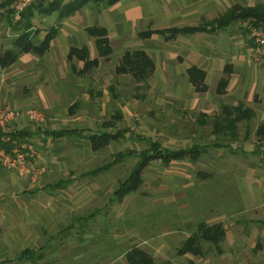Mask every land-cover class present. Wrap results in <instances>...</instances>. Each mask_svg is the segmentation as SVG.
Returning <instances> with one entry per match:
<instances>
[{
  "label": "crops",
  "instance_id": "0c3cea01",
  "mask_svg": "<svg viewBox=\"0 0 264 264\" xmlns=\"http://www.w3.org/2000/svg\"><path fill=\"white\" fill-rule=\"evenodd\" d=\"M218 5V0H124L109 7L88 3L61 19L54 12L56 20L47 19L53 13L44 15L34 12L29 27L23 29L12 22L9 0H0V53L13 49L15 39L22 32H30L33 43L37 44L51 27L56 29L43 55L20 53L12 64L0 67V103L51 112V117L48 116V120L45 118V123L66 109L73 112L77 102L73 98L66 99L68 97H89L90 104L97 106V97L106 95L108 91L113 92L110 81L114 76H120L114 73V66L125 50L140 49L151 57L155 65L153 73L157 78L154 86L157 81H164L168 94L176 99L170 107L173 128L171 149L197 150L193 161L188 158L172 160L166 166L159 160L151 161L158 162L164 173L170 174L169 202L173 211L168 218L162 213L163 217L158 223L160 226L167 224L179 234V241L196 232L201 223H221L226 236L229 229H238L243 223H258L257 218L239 220L242 215L264 216V164L257 150V143L262 137L258 127L264 125V51L261 53L246 35H231L227 27L177 34L169 40L156 33L147 38L138 36L139 32L145 30L182 28L209 22L230 6L220 8ZM40 19L41 23L47 25L38 29L35 22ZM93 25L106 30L112 49L107 58L97 57L93 38L85 32V27ZM82 46L86 47L88 58H97L98 64L79 73L83 62L67 59V53L70 47ZM115 53L114 61L112 56ZM190 66L204 71L205 91H195L188 82L186 69ZM225 66L228 67V75L223 71ZM225 77L227 84L223 92L217 93V82ZM208 80L213 83L212 89L208 86ZM66 100L71 102L68 108ZM235 107L250 112V116L236 122L235 130L229 133L224 111ZM120 120L122 113L117 109L103 118L97 129L66 127L56 130L48 128V123L44 128L31 126L25 129L32 135L31 138L40 136L44 149L47 139L56 142L61 138L83 139L91 149L85 138L89 133L127 130L121 138L106 146L129 138L131 133L128 128L109 130ZM217 120L218 133L214 131ZM58 132L63 134L55 136L54 133ZM49 164L35 181L21 179L13 172L0 169V179L4 175L10 180L9 184L0 183L1 196L7 193L4 196L7 199H0V264H59L62 241L75 226L78 228L76 239L80 240V244L73 248L84 247L81 244L83 240L88 242L86 251L78 250L70 255L71 264L83 263V257H87L86 264H114L120 256H123L125 264L124 255L132 247H140L160 264L156 259L157 254L162 255L175 247L161 233L151 238V245L150 240L134 237L130 233L115 235L112 231L102 234L103 227L98 232L95 223L97 216L100 215L109 226L110 209L117 199L113 194L114 187L110 197L101 201L104 210L100 213L96 199L99 194L97 181L93 177L107 172L110 162L104 164V168V165L97 166L78 175H74L73 169L64 170L54 163ZM59 174L68 177L63 178L65 175L60 177ZM84 176L89 178L76 182ZM87 206L91 209H86ZM139 206L134 210H138ZM157 214L153 212V216ZM8 217L14 221L4 236L1 225ZM92 224L94 228H91ZM96 231L100 233L99 239L92 241L95 240ZM206 246V255L225 253L221 243V251ZM180 256L190 261L195 257L190 253Z\"/></svg>",
  "mask_w": 264,
  "mask_h": 264
},
{
  "label": "rangeland",
  "instance_id": "374dc122",
  "mask_svg": "<svg viewBox=\"0 0 264 264\" xmlns=\"http://www.w3.org/2000/svg\"><path fill=\"white\" fill-rule=\"evenodd\" d=\"M264 3L263 0H218V6L223 8L232 3H239L242 5L255 4L258 2ZM11 5V3H10ZM48 20H56V14L53 13ZM13 22V21H12ZM18 23V21L14 22ZM38 29L42 28L46 23H41L40 21L35 22ZM244 26L242 23H234L227 27L231 35H239L245 37ZM115 54L112 58L115 61ZM150 79V80H149ZM146 83L135 84L134 81L128 75L114 76L113 80L110 81L113 85V92L108 91L106 95L102 97H97V106L95 104H90L89 97L85 96H73L66 99L73 98L77 102V106L73 108L72 113H68L67 109L61 115L54 116L55 119L49 120L48 128L63 129V128H83L89 127L91 129H97L98 124L103 118L108 117L115 110L120 109L122 113V120L117 121L115 126L109 128V130H118L123 128H128L131 134L124 139L112 142L110 145L100 149L99 151H92L88 148L87 143L83 139H68L61 138L58 141H53L47 139L46 148L41 146L40 136L30 138L32 142L38 149L39 162L40 164L46 166V164H53L61 169H73L74 175H78L85 171L94 169L97 166L104 165L108 162L111 165L107 172L98 173L93 178H96L98 187V211L100 213L104 210V205L101 206L103 200L110 197V194L114 187L124 179L137 161V156L134 154H126L124 159L120 161H115V154L118 151L127 153L131 151L132 153H137L139 150L146 147L145 138H151L158 140L163 146L171 149L172 144L170 143V135L173 132L171 126V113L170 107L176 102L175 97L168 94L169 90L165 89L164 81H157L156 85V75L152 74ZM67 82L70 80H66ZM208 86L212 89L213 83L208 80ZM184 98V97H180ZM67 101L66 107L71 104ZM180 102V101H179ZM4 103V102H3ZM31 103V102H29ZM7 104L0 103V106ZM10 106V105H8ZM12 107L20 108L16 105ZM51 112H45V118L51 117ZM48 120V119H47ZM45 120L43 123H28L23 122L17 125V128L25 129L26 127L33 128H44L47 124ZM85 132H83L84 134ZM263 140V139H261ZM160 144V145H161ZM261 145L260 141L257 143V150ZM49 164V165H50ZM65 174H59L61 177ZM169 172L164 173L163 169L160 167L158 162L149 163L142 173V186L137 192L132 193L121 200L113 201V207L110 209V216L108 220V225L104 220L99 217L96 220V229L102 230L100 233L105 232L118 234H133L134 237L139 236L140 239L150 240V244H153L152 237H156L160 233L165 235L172 243L174 248L171 247L169 250L164 252L162 255L156 256L157 261L160 264H264V216H253V215H242L239 220L244 221L246 218H257L258 223H243L239 225L238 229H229L226 236L220 242L221 247L224 250L223 255H216L215 253H210L209 255L203 257H194V260H188L183 256L175 254V249L178 248L183 241H181L179 234L172 231L167 224L160 226L158 223L161 219L162 213L167 215V218L171 216L172 206H170V193H169ZM67 178L68 176H62ZM88 176L80 177L76 182H81L88 179ZM1 185L9 184L10 180L2 175L0 179ZM84 183V182H82ZM92 185V184H91ZM3 192H0V199H7L5 193L1 196ZM163 201H166L165 203ZM140 204V206H139ZM139 206L138 210H134L135 207ZM86 209H91L87 206ZM153 212L157 214L156 217L153 216ZM10 217H8V220ZM163 219V218H162ZM238 219V218H237ZM5 218L2 221V235L8 233V227L14 220L9 221ZM111 223V224H109ZM167 225V226H165ZM95 226L92 224L91 228ZM107 228V229H106ZM162 230V231H161ZM55 232V230H53ZM52 231V233H53ZM83 231V229H82ZM81 231V232H82ZM95 232V240H98V233ZM81 234V233H80ZM110 233H108L109 235ZM78 235V228L69 230L64 241H62L61 249V260L59 264H71L70 255L74 252L86 251V240H83L81 244L85 245L81 248H73L80 244V240L76 239ZM130 237V235H129ZM139 239V238H137ZM55 243H53L54 245ZM52 245V244H51ZM207 245V244H205ZM79 250V251H78ZM57 255V254H56ZM55 255V256H56ZM8 254V258H10ZM63 257V258H62ZM87 258V257H86ZM83 257L82 262L86 260ZM117 258V257H115ZM81 262V261H80ZM81 264H86V263ZM114 264H123V256L118 257Z\"/></svg>",
  "mask_w": 264,
  "mask_h": 264
},
{
  "label": "trees",
  "instance_id": "16d2710c",
  "mask_svg": "<svg viewBox=\"0 0 264 264\" xmlns=\"http://www.w3.org/2000/svg\"><path fill=\"white\" fill-rule=\"evenodd\" d=\"M12 0H9L11 3ZM124 0H36L34 3L26 7L21 13V19L18 24L21 28L29 27L30 18L34 12L48 15L56 12L59 19L73 14L88 3L100 5L102 7H109L117 2ZM11 11V9H10ZM247 21L251 26L264 27V3H255L253 5H242L234 3L226 10L212 19L209 22L201 23L195 26H188L182 28L171 27L160 30H145L138 33L140 38H147L151 34L162 35L166 40H169L177 34L194 33L199 31H214L215 29H223L234 23H242ZM87 36L93 38V42L97 51V57L107 58L112 49L109 45L106 30L100 26L85 27ZM56 33L55 27H51L42 39L34 44L30 32H22L14 41V48L8 49L0 53V67H6L12 64L20 53H32L35 55H43L49 47L51 39ZM246 35V29H244ZM76 59L83 62L79 73H84L91 68L97 66V58L89 59L88 52L85 46L80 48L70 47L67 53V59ZM225 66L223 69L225 75L228 71ZM155 65L150 56L143 50L132 49L125 50L116 65L114 66V73L116 75L127 74L131 77L135 84L146 83L152 75ZM188 82L193 86L197 92L206 90L204 83L205 73L200 68L190 66L186 69ZM227 84V77L220 78L216 85L217 93L223 92ZM71 108V107H70ZM71 113V109L68 110ZM242 110L240 107H235L229 111H224V119L228 127V132L233 133L235 130V123L250 116V112ZM247 113V115H245ZM230 115L233 117L230 118ZM219 120L214 123V131H219ZM67 132V131H66ZM127 132L126 129L119 130L113 133L110 132H93L85 136L89 146L92 150H99L109 144L113 140L121 138ZM261 139H264V125L258 127ZM131 133V132H130ZM1 134V133H0ZM9 134L13 137L30 139L32 135L26 129H12ZM55 136L62 135V132L54 133ZM260 139V140H261ZM146 147L139 150L137 153L127 151V153L118 152L115 154V161L122 160L126 154H134L137 156V161L130 169L128 175L118 182L113 194L116 199L121 200L126 194L138 190L142 184V172L145 167L153 160H159L163 165H168L172 160H183L188 158L193 161L196 158L197 150L192 148L169 149L162 147L157 140L150 138L144 139ZM264 164V163H263ZM106 165L102 166L103 168ZM225 235V228L221 223H214L211 225L199 224L197 231L184 239L180 246L176 249V255H183L190 253L195 257H203L207 254L209 247H214L217 251H221L220 242ZM206 246V247H205ZM125 264H157L154 258L147 254L140 247H132L124 255Z\"/></svg>",
  "mask_w": 264,
  "mask_h": 264
},
{
  "label": "built area",
  "instance_id": "2783aa9c",
  "mask_svg": "<svg viewBox=\"0 0 264 264\" xmlns=\"http://www.w3.org/2000/svg\"><path fill=\"white\" fill-rule=\"evenodd\" d=\"M36 0H12L11 19L13 22L21 19L22 11ZM246 29L247 39L262 53L264 51V27L251 26L242 22ZM45 114L35 108H15L0 106V169L15 173L21 179L35 181L45 171V166L39 162V153L30 139L13 137L9 131L23 122L43 123ZM258 147L261 162L264 163V139Z\"/></svg>",
  "mask_w": 264,
  "mask_h": 264
}]
</instances>
